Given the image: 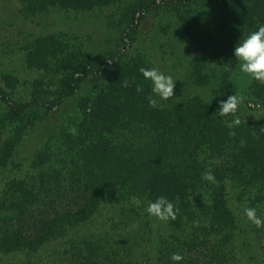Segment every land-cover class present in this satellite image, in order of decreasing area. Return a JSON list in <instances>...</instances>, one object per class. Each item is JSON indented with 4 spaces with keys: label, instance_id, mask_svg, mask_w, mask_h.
Returning a JSON list of instances; mask_svg holds the SVG:
<instances>
[{
    "label": "rangeland",
    "instance_id": "rangeland-1",
    "mask_svg": "<svg viewBox=\"0 0 264 264\" xmlns=\"http://www.w3.org/2000/svg\"><path fill=\"white\" fill-rule=\"evenodd\" d=\"M137 1L28 11L19 0H0V155H7L0 164V264H264V226L244 214L255 207L264 217V181H240L226 168L241 137L232 130L264 119V82L241 73L233 56L238 39L264 24V0H228L222 8L210 0H171L134 11ZM194 41L209 55L201 56ZM78 64L88 72L59 102L64 77ZM140 67L177 80L174 96L159 101L163 107L149 106L150 82ZM235 93L239 125L217 117L214 106L221 146L207 139L190 154L183 130L157 146L161 135L152 127L159 110L177 122L194 100ZM149 109L156 118L145 115ZM224 130L230 135L223 137ZM194 162L201 167L196 177ZM159 168L160 175L182 172L190 188L186 213L175 218L145 211L160 196L149 189L165 187ZM254 169L249 164L242 174ZM206 172L226 199L232 229L211 228L214 187ZM90 173L103 176L98 198L89 193ZM91 201L94 211L72 221ZM46 217L53 218L51 229ZM15 240L17 247L5 250ZM174 252L183 260L172 261Z\"/></svg>",
    "mask_w": 264,
    "mask_h": 264
},
{
    "label": "trees",
    "instance_id": "trees-1",
    "mask_svg": "<svg viewBox=\"0 0 264 264\" xmlns=\"http://www.w3.org/2000/svg\"><path fill=\"white\" fill-rule=\"evenodd\" d=\"M19 1L21 5L24 7V9L28 11H37L40 9H44L48 7L49 5H53L57 3L60 5L75 3L81 7H89L94 4H103L107 2L108 0H19ZM170 1L171 0H160L159 2L158 0H138L135 3L134 11H144L150 7L157 6L160 2H164L167 4ZM176 1H178L179 3L188 4V3H193L198 0H176ZM210 1L220 4V7L222 8L224 6V3L227 2L228 0H210ZM244 6L248 7V5H246L245 3H242V9H244ZM252 6H255V5L252 4ZM131 22L133 23L132 20ZM224 24L226 23H222L220 20H217V25L224 26ZM194 44L196 45L198 52L201 56L203 55L205 56L207 54L209 55L208 49L205 48L206 50L205 51L203 49L202 43L194 41ZM212 51L218 52L215 49H213ZM87 72H88V69L85 65L82 66L81 64H78L73 69V72L71 74H67L64 77V80L62 82L64 87H63L62 95H60L59 97V102H61L62 99L70 96L72 93L75 92L80 79ZM216 100L217 99H215L214 101H210V102L202 101L200 99L194 100L192 102L193 105L191 104L192 107L188 106L189 108L186 107V110H184L185 112L181 111V114L177 122L170 120L172 117V114L170 113V111L159 110L158 116L160 117H157L154 115L151 116L152 112H150V109L148 111H145V115H148V117L149 116H151L152 118L157 117L158 119V122H154L155 126L152 127L153 129H156V131H159L161 135L157 139V142H156L157 146L160 145L159 147L161 148L162 147L161 145H163L167 140L174 137L177 133L183 130L187 136L186 142H187V148L189 149L190 154L196 151L198 146L202 142L206 143L207 139L210 140L208 142H212L213 144L212 146H214V148H217L220 144H222L223 139L221 138V135H222L221 132H219L217 128L212 127L213 126L212 123H214L215 121L213 118V110H214V106L217 104ZM187 108H188V111H187ZM189 114H191V116H194V118L193 117L187 118ZM232 131H234V133L236 134H240L241 137L239 138L238 144L235 148L237 154L233 155L234 163L229 168L228 167L226 168L230 170L231 172L236 171L235 173H238L237 175L240 181L241 179H243V182H246V183H249L248 179H251L252 181H254V179L264 181V119L253 122L252 124L244 123L240 126H236L235 130H232ZM205 132H210V134L205 135ZM223 133H224L223 137L230 135V133H228L226 130H224ZM71 149H72L71 147H68L69 151ZM3 153L2 155H0V164H2L7 157L6 151L3 150ZM74 154H77V152ZM65 161H66V158H65ZM196 162L199 163L198 161ZM196 162H194L193 167H191V169L193 168L192 173H191L192 177L197 176L198 167L199 169H201V167L199 166L200 164H195ZM70 164L71 165L75 164L74 167L78 168V163H75L73 159H70ZM249 164H253L255 169L252 174H249L248 177H245V175L242 174L243 173L242 169L243 167ZM237 165H239V168L236 167ZM169 170L170 171L167 170L162 175H160V168L155 170V174H157L156 176H158L159 174L162 177L161 179L164 182L165 187H161L159 189L157 186L154 185L152 190L149 189V192H150L149 194L151 193L153 194V190L155 193L159 191L160 193L158 194L160 196L163 195V196H166L168 199L172 200L176 208L178 209V211L176 212V216H179V213H183V212L186 213V207H188L187 199L190 193V190H189L190 188L187 184H184V182L186 181H185L184 174L182 172H180V176H179L178 170L173 169V168H170ZM84 175L89 176V172L84 171ZM242 176L245 178H243ZM102 177L103 176L99 174L96 175L95 177L94 174L90 173L89 193L92 197L98 198V196H100L101 192L104 190L102 189L103 187L100 186V183L102 182L101 179H103ZM210 184L214 187V191H212V194H211L212 202L210 204L211 206L210 214L212 216V221H213L211 228H213V225H215V229H218V230H223L224 227L228 229H232L234 226V223H233V220L231 219L232 215L228 208V205L226 204V199L224 198V195L222 196L220 192H218V189L215 188L214 181L212 182L210 181ZM258 197L259 196H256V198ZM93 203L94 202L86 203L85 205H83L82 208L78 212L77 218H75V220H72V221L79 222L80 220L85 219L86 216L90 215L94 211ZM52 220L53 218L51 219L50 218L48 219L47 217L45 218L44 224L46 223V221L51 223L49 229L52 228V223H53ZM17 241L18 240L13 241V243H11L10 246H8L6 242L5 244H7L8 247L5 250H13V248L17 247V243H18ZM205 243L206 241L204 240V241H201V243L199 244L204 245ZM195 246H198V245H195ZM201 255H202V252H201Z\"/></svg>",
    "mask_w": 264,
    "mask_h": 264
},
{
    "label": "clouds",
    "instance_id": "clouds-1",
    "mask_svg": "<svg viewBox=\"0 0 264 264\" xmlns=\"http://www.w3.org/2000/svg\"><path fill=\"white\" fill-rule=\"evenodd\" d=\"M233 56L238 61L241 73L248 76L250 80L264 82V24H259L242 39H238L233 48ZM139 71L144 79L150 82L151 94L148 96L149 106L154 108L163 107L159 101L167 100L174 96L173 90L177 80L171 74L161 71L158 67H140ZM124 84L126 86L127 81ZM240 102L241 97L236 93L228 95L226 99L218 100L217 117H228L229 126L239 125L238 109ZM70 131L74 134L76 129L72 128ZM205 178L209 181L214 180L211 172H206ZM134 199L136 203L140 202L138 198ZM145 211L150 216L166 220L169 217L175 218L178 209L172 200L161 195L156 197L155 200H150ZM244 214L257 227L264 226V217L257 215L255 207H245ZM171 260L182 261L183 256L178 252H174L171 255Z\"/></svg>",
    "mask_w": 264,
    "mask_h": 264
}]
</instances>
